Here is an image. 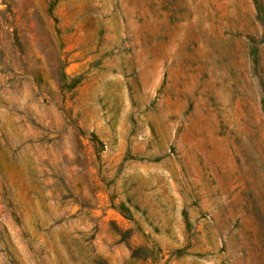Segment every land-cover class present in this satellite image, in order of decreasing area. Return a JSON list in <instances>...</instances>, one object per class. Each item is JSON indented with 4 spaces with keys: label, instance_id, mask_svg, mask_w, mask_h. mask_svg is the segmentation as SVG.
<instances>
[{
    "label": "rangeland",
    "instance_id": "1",
    "mask_svg": "<svg viewBox=\"0 0 264 264\" xmlns=\"http://www.w3.org/2000/svg\"><path fill=\"white\" fill-rule=\"evenodd\" d=\"M0 264H264V0H0Z\"/></svg>",
    "mask_w": 264,
    "mask_h": 264
}]
</instances>
